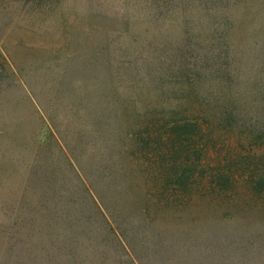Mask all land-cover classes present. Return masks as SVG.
Segmentation results:
<instances>
[{"label":"rangeland","instance_id":"374dc122","mask_svg":"<svg viewBox=\"0 0 264 264\" xmlns=\"http://www.w3.org/2000/svg\"><path fill=\"white\" fill-rule=\"evenodd\" d=\"M0 264H264V0H0Z\"/></svg>","mask_w":264,"mask_h":264},{"label":"trees","instance_id":"16d2710c","mask_svg":"<svg viewBox=\"0 0 264 264\" xmlns=\"http://www.w3.org/2000/svg\"><path fill=\"white\" fill-rule=\"evenodd\" d=\"M221 105L219 104V109L217 112V116L221 117L223 115H231L232 109L230 108V105L232 104L231 102H228L227 100L225 101L224 98L222 100H219ZM168 132V131H167ZM200 131L196 129V124L193 122H188V120H176L173 122V125H171L169 132L167 133L168 136L174 137V140L176 143H173L172 146H175V144L182 145L181 139L184 137V141L186 142H191V145H193V140L195 135L199 134ZM184 135H187L184 136ZM186 137V138H185ZM191 147V146H190ZM189 147V148H190ZM188 171L183 170L179 175L177 176V181L183 182L185 179L190 178L192 175V172L188 173Z\"/></svg>","mask_w":264,"mask_h":264}]
</instances>
